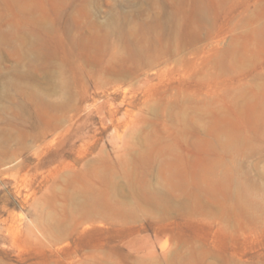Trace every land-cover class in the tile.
Here are the masks:
<instances>
[{
  "label": "rangeland",
  "instance_id": "374dc122",
  "mask_svg": "<svg viewBox=\"0 0 264 264\" xmlns=\"http://www.w3.org/2000/svg\"><path fill=\"white\" fill-rule=\"evenodd\" d=\"M0 264H264V0H0Z\"/></svg>",
  "mask_w": 264,
  "mask_h": 264
}]
</instances>
